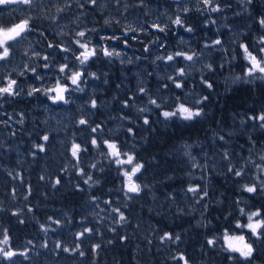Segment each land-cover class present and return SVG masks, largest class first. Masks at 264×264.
<instances>
[{"label": "trees", "instance_id": "obj_1", "mask_svg": "<svg viewBox=\"0 0 264 264\" xmlns=\"http://www.w3.org/2000/svg\"><path fill=\"white\" fill-rule=\"evenodd\" d=\"M66 1L38 0L31 7L24 5L22 9L3 13L0 25L30 17L33 30L27 35L31 45L34 43L38 49L47 50L49 43L61 44L55 34H64L63 26L75 21L88 31L89 37L94 35L91 30L100 28L106 36L115 33L121 37L112 46L122 55L110 60L100 53L96 65L90 60L87 63L88 78L92 73L96 78L90 77L86 82L85 99L78 101L75 108L67 106L64 112H51L49 107L45 110L39 94L26 96L37 79L33 73L24 71L25 65L37 72V67L42 64L39 57L31 61L26 46L24 50L17 48L19 56H11L8 65L4 66V76L13 78L16 73L12 69L19 58L24 71L19 82L22 99L13 96L0 101V114L12 115L10 120L0 122V239L3 230L7 229L10 247L17 252L27 250L25 255L28 257L17 255L15 264H183V261L172 259L181 253L189 264H243L238 254L223 250V234L226 229L230 235H239L243 231L249 242L255 241L246 229L234 227L238 219L247 223V215L241 216L239 209L243 207L250 213L261 207L264 211V196L242 191L243 185H251L262 175L256 165L264 167V161L260 159L264 155V130L258 127V122L248 119L264 111V81L232 83L230 79L236 76L247 79L244 71L249 64L242 53L233 60L232 56L236 54L231 50L226 51L222 46H213L211 50L204 47L206 43L222 39L218 15H205V6L192 7L187 13L180 14L185 27L193 29L188 34L184 27L174 24L162 26L166 33L151 27V19L159 14L158 9H172L167 0H143L142 5L141 0H119V3L117 0H99L95 7L85 0ZM75 1H78L76 11L66 19L63 14L72 10ZM105 20L110 23L104 24ZM138 21L142 27L133 24ZM129 29H136L138 39L132 41L130 37L134 32L129 31V46L124 47L123 33ZM182 35L189 36L190 40H182ZM157 38L165 47L153 43L159 42ZM245 40V43L249 42V39ZM183 41L193 45L191 52ZM145 45L150 47L151 53L144 51ZM176 51L193 55V61L177 57L174 63H167L166 56ZM223 62L224 67L220 68ZM208 64L213 65V71L207 69ZM179 68L186 71L182 78L177 76ZM37 74L41 75V72ZM169 76L181 82L183 87L177 89ZM203 78L213 84V89L209 90L201 83ZM141 87L145 88V93L139 91ZM201 96L209 97L203 102L201 117L192 121L180 118L165 121L161 115L162 111L175 110L179 104L195 111L201 108L195 103ZM92 98L96 100L95 108L91 107ZM152 99L160 104L159 109L149 102ZM124 101H128L127 107ZM35 103H39L38 107ZM16 105L22 107L19 109ZM145 118L149 120L148 125L143 123ZM80 119H86L88 125H79ZM97 124L101 125L100 130L91 133V127ZM129 128L133 130L131 133ZM45 135H48V141L43 140ZM93 135L99 137L100 149L92 148ZM221 135L225 138L223 141L219 139ZM104 140L117 143L118 147L122 146V152L134 155L136 163L144 164L142 172L133 177L142 187L139 195L126 192L124 177L108 158ZM73 142L88 148L80 155L79 162L71 156ZM35 145H44L45 150L41 152ZM225 151L230 153L227 160L223 159ZM193 162L197 167H192ZM93 164L97 167L92 168ZM230 166L243 169L244 174L235 177L228 173ZM126 167L124 169L130 171V166ZM80 168L84 175L77 174ZM88 175L93 179L85 184ZM58 178L60 183L53 187ZM197 185L209 193L200 203H197L199 195L187 192L189 186ZM114 208L123 212L125 221L116 222L119 215L112 211ZM13 212L18 215L13 216ZM21 220L24 223H20ZM53 220L60 222L54 225L56 228ZM84 228L93 231L77 240L76 234ZM165 232H171L173 237L179 235L180 240L162 242L161 236ZM121 237L126 239L121 240ZM213 237L216 246L209 247L207 240ZM57 242L62 245L60 249L56 248ZM45 244L47 247H43ZM77 244L80 245L78 251H63V247L72 249ZM254 244L256 250L251 264H264V240ZM93 245L100 246L95 253ZM80 251L84 256L79 255ZM229 255L235 256L236 260L229 261Z\"/></svg>", "mask_w": 264, "mask_h": 264}, {"label": "snow or ice", "instance_id": "obj_2", "mask_svg": "<svg viewBox=\"0 0 264 264\" xmlns=\"http://www.w3.org/2000/svg\"><path fill=\"white\" fill-rule=\"evenodd\" d=\"M35 0H0V7H6L8 5H14V4H21L26 5L28 7H31L34 4ZM85 2L90 3L92 6H97L99 4V0H85ZM203 5L205 8L210 12H218L220 11V7L218 5H214V0H202ZM117 3H119V0H117ZM240 3L242 5L246 4L248 8H245V11H249L253 6H256L257 8L261 9V11L257 12L255 15L254 23L259 26V35L251 42L239 43V49L243 52L244 59L248 62L249 66L246 67L244 71V77H247V79H243L241 76L234 77L232 83L239 82L243 79L244 83H251L254 80H262L264 81V0H261L259 4H257V0H240ZM143 4V0H141V5ZM60 11V9H58ZM184 12L187 13L188 9L185 8ZM237 15H240V13H237ZM251 18V17H250ZM104 23L107 25L110 23L109 20H105ZM119 23V21H117ZM172 23L179 27H184L185 31L192 32L193 29L191 27H185L184 22L180 16H176L175 19L172 21ZM212 23H215V21H212ZM152 28L156 29L158 32H165V27H162L159 23H155L151 25ZM33 30V25L31 18H24V19H18L15 23H9L7 25H0V61H8L11 58V49L13 47L12 43H18L20 40L24 39L25 36L30 33ZM92 31H95L93 29ZM129 31L136 32V29H129L126 30L123 33L124 37H128ZM43 35V33H41ZM76 37L78 39L72 41L75 45L78 46L79 53L75 56V60L79 62L81 66H84L86 63H88L92 58L98 57L99 52H103V56L106 58L111 59L112 57H120L122 55L121 52L116 51L114 48H111L110 45L101 47L100 45H96L94 47H89V44L91 43L90 39L86 35L85 31H78L76 32ZM102 41L112 40V41H120L121 37L116 36L115 33H113L111 36L103 35L100 37ZM132 41H136L138 39V35H132L130 37ZM159 41V38H158ZM123 45L124 47L129 46V40L127 38L123 39ZM156 43L157 47L163 48L165 47L164 42H153ZM235 43V40L233 41ZM222 44V41L220 39L213 40L211 44H205L204 47L211 50L213 46H220ZM49 48L58 47L61 52L67 53L71 49L68 47H61L60 45H53L49 43ZM144 51L149 52L150 49L148 45L144 46ZM35 55H39L38 53H35ZM237 55H233L232 59H236ZM177 57H183L186 61H193L194 57L193 55H188L183 51H176L174 55H167L166 56V62L173 61ZM43 59L46 61L43 65L44 68H49V64L47 63L49 56H44ZM67 59V57H65ZM139 59V57H137ZM157 59H161V57H157ZM123 63V61H121ZM207 69L211 72L213 71V65L208 64L206 65ZM220 68L224 67V63H221ZM25 69L30 70L36 77L37 80H42L43 77L39 74H37L35 68H30L28 65H25ZM59 73L67 80L70 81L71 85L76 86L73 91H83L82 88H80V84L84 82L83 77L85 75V72L81 70L72 71L70 66L67 63L61 64L58 69ZM68 72H71V75H68ZM256 73H259L260 75H256ZM24 73H20V75H23ZM93 78L95 77V73L91 74ZM186 75V71L184 68H179L177 71V76L183 77ZM169 80H171L177 89H180L183 87L181 82H178L176 79H174L172 76L168 77ZM201 83L209 90L213 89V84L209 82L207 78H203ZM164 87H167V85H164ZM21 89L19 88L18 82L16 79L11 78V76L3 77L0 79V97L8 96H18L20 94ZM69 89L66 85L62 84L61 81L58 79L56 81L55 87H49L47 89H41L37 87H30V90L28 91V96H32L34 93L37 92H43L44 95L47 96L48 100H50L52 103L57 102H64L67 103L68 100L66 99L65 93L68 92ZM141 93H145V88L141 87L139 89ZM50 93H55V95H50ZM209 99L208 96H201L199 97L195 103L197 105H201V108L196 109L195 111L190 110L188 107H185L184 104H179L175 110L172 111H162L161 115L164 117L165 121L175 118H180L183 121H192L194 118L201 117L203 115V102L207 101ZM152 105H154L156 108H160V104L157 103L155 99H152L149 101ZM97 106L96 100L93 99L91 101V107L95 108ZM124 106H128V101H124ZM141 111H144V109H141ZM249 120L258 122V127L261 130H264V111H262L259 115L256 116H249ZM79 125H88V121L86 119H80ZM143 123L145 125L149 124V120L147 118L144 119ZM101 128V125L97 124L95 127H91V133L95 134L97 133ZM133 130L131 128L128 129V132L131 133ZM49 137L45 135L43 137L44 141H48ZM221 141H223L225 138L223 135L219 137ZM251 139V137H250ZM99 137L96 135H93L91 137V146L93 149H100L101 144L98 142ZM103 145L108 149L107 156L108 158L112 159L114 164L117 166V170L119 171L120 175L124 177V188L127 193L139 195L142 191V187L139 183H136L133 180V177L136 176L138 173L142 172V169L144 168L143 163H136L135 157L132 154H129L128 152H122L121 147H118L117 143L110 142L108 140L103 141ZM41 152L45 150L44 145H35ZM87 147H82L81 144L73 142L71 145V156L79 162L80 155L83 152H87ZM186 155H189L190 159L193 161L195 160L194 157H191L189 153H186ZM230 153L227 151L223 154V159L227 160L229 159ZM261 161H264V155L260 157ZM124 165H130L131 169L130 171L125 170L122 166ZM97 165L93 164L92 168H96ZM192 167H197V164L193 162ZM257 169L260 170L262 175L257 178L256 182H253L251 185L245 184L242 186V191L248 194H256V195H262L264 196V167H262L260 164L256 165ZM228 173L233 174L235 177H241L244 174V170L240 169L237 170L236 168L229 167ZM78 175H84V170L82 168L78 169ZM41 179H44L41 177ZM92 176L88 175L87 179L84 180L85 184H89L90 181H92ZM60 183L59 178L56 180L53 187L58 185ZM144 187H147V185H144ZM77 190L79 189V185H77ZM187 192L192 193L194 196L199 195V200H197V203H200L208 196V191L201 188V186H189L187 188ZM131 198V197H129ZM27 199V197H25ZM96 198L93 197V200ZM240 200L238 199L236 201L237 205L240 204ZM105 203H109L106 201ZM205 209H207V205H205ZM29 211H32V209H29ZM113 212L117 213L119 215V220H117V223H120L122 221H125L126 217L124 216L123 212L120 211L119 208L112 209ZM240 215L244 216L247 215V223H241L238 219L235 224L236 229L241 230H247L251 233V236L255 238V241L264 240V211H262L261 208H257L255 211H252L250 213H246L245 208L241 207L239 209ZM13 216L18 215V213L13 212ZM50 220H52L51 217H49ZM227 219V218H226ZM54 224L59 225V221L53 220ZM20 223H24L23 220L20 221ZM42 230L44 229V226L41 225ZM93 230L91 228H84L82 232H78L76 234V239H81L85 233H91ZM126 239V237H121V240ZM171 241L172 243H176L180 240L179 235H175L173 237V234L171 232H165L163 236H161V241ZM223 250L227 251L228 253H236L238 254L241 261H243V264H251V261L254 258V243L255 241L249 242L246 238L243 231H241V234L239 235H230L229 231L226 229L223 234ZM29 244L32 243V241H28ZM111 243V241H109ZM207 245L209 247H215L216 246V238H209L207 240ZM43 247H47V244L43 245ZM62 247L60 242L56 243V248L60 249ZM99 245H93L92 251L95 253L97 248H99ZM80 248V245L77 244L75 248L69 249L68 247H63L64 252H76ZM27 251V250H25ZM25 251L17 252L13 250L12 247H10V236L7 229L3 230V238L0 239V264H4V262H7V264H15L14 258L17 255L24 256L25 259L28 257L25 255ZM80 256H84V252H79ZM173 260L183 261V264H189L188 259L185 257L184 254H178V256L172 257ZM229 261L236 260V257L233 255H229L227 257Z\"/></svg>", "mask_w": 264, "mask_h": 264}, {"label": "flooded vegetation", "instance_id": "obj_3", "mask_svg": "<svg viewBox=\"0 0 264 264\" xmlns=\"http://www.w3.org/2000/svg\"><path fill=\"white\" fill-rule=\"evenodd\" d=\"M37 2H38V0H35L34 4L37 3ZM260 2H261V0H257V4H259ZM77 3H78V1L72 2V5H73V7L71 8L72 10L70 12H68V13H64L63 14L66 19L70 16L71 12H75L76 11ZM215 5H218L221 10L218 11V12L205 11V15H208V16L218 15L219 16V26H220L221 38H222L221 39V41H222L221 46L223 48H225L226 51L227 50L228 51L231 50L232 53H235V54L242 53L243 54V52L238 47L239 46V42L240 41L244 42L245 38H246V40L249 39V42H251L259 35V26L254 23V19H255V15L257 14V12L261 11V9L257 8L256 6H253L249 11H245L244 9L248 8V6L246 4L242 5L240 3V0H214V5L213 6H215ZM23 6L24 5H21V4H14V5H8L6 7H0V18L2 17L3 13H8V11H12V10H16V9H22ZM237 13H240V15H237ZM55 19H56V17H55ZM9 23H11V21ZM58 23L60 24L61 22H58ZM2 25H3V23H2ZM65 25H66V27H65ZM65 25L63 26L64 29H65L64 34H59V35L55 34V37L58 39V41L59 40L61 41V45H60L61 47H67L68 46V48L71 49L67 53L59 52L60 49L57 48V47L56 48H48L47 50L38 49L36 44L34 45V43H33L31 45V43L29 41V39H30L29 35H26L25 38L20 40L18 43L9 42V43L13 44V47L11 49V56L15 55V56L18 57L19 55H17L16 49L17 48H22L24 50L23 47L26 46L29 55L33 56V58H38L39 57L40 60H42V64L40 66L41 70L38 68V73L41 72V76L43 77V79L42 80H36L35 83L32 84V87H37V88H41V89H47L49 87H55L56 86V81L58 79L61 80L62 84L66 85L68 87L69 91L65 93V96L67 97L66 98L67 100L69 99L68 100L69 103L68 102L67 103H64V102L52 103L50 100H48L47 96L43 94V92L35 93V94H39L41 96V98H42L41 101H42V104H44V106H45L44 107L45 110H48V107H49V110L52 111V112L58 111L59 109H60L59 112H61V111H63V109H66V107L69 106V105H72V107L75 108V106H76L78 101H81V100L85 99V94H86L87 88H88V85H87V83L85 81L86 76L88 78V71H87L88 66H87V63L84 66H81L79 64V62L75 60V56L79 53V51H81L80 49H78L77 45L72 43V41L76 40V38L78 39V37H76V35H75L76 32L85 31L86 35L88 36V38L91 41L90 45L92 47H94V45L95 46L96 45H100L101 47L110 45L111 48H113L112 45H114V42H115V41L111 40L110 43H108V42L104 43V41H102L100 39V37L104 35L103 32L100 29H96L94 31V33L96 35L94 34V36L91 35V37H89L90 34L88 33V31H86V29L84 27L79 26L75 22L70 21V22H68ZM174 26H176V25H174ZM153 30H156V29L153 28ZM255 31H258V32H255ZM244 36H246V37H244ZM250 36H253V37H250ZM234 40H235V43H233ZM69 46H71V47H69ZM54 50H55V52H54ZM35 53H38L39 55L37 56V55H35ZM100 53H101V55L103 54V52L101 51V52L98 53V56H99ZM46 55L49 56V59H48L47 63L49 64V62H50L48 70L43 67V64L46 62L43 59V57L46 56ZM34 56H36V57H34ZM56 57L57 58L59 57L60 60H59V58L57 59ZM65 57H67V59H65ZM102 57L106 58L104 56H102ZM55 59H57V60L56 61H52V60H55ZM91 60H93V61L95 60L94 62H96L99 59H98V57H94ZM64 63H67L69 66H71L70 68L72 69V71H76V70H81L82 71L83 70L85 72L86 75H84V78H83L84 82L80 84V88H82L83 91H73V89L76 86L71 85L70 81L69 80L67 81V79H65L59 73V71H58L59 66L61 64H64ZM94 64L96 65L97 62L94 63ZM6 65H8L7 61H0V79L5 77L4 76V70H5L4 66H6ZM22 68H23V65L19 63V58H18V60L16 61L15 65H14V70L12 69V71L16 73V75H14L13 78L17 80L18 85H19V80L22 78V75H20V73H22V72L24 73V71L25 72L27 71V73H32L30 70H27V69L22 71ZM52 68L54 69L55 72L53 71ZM53 73H54V76L51 78V75ZM45 74H47L48 78H46ZM68 75L70 76L71 72H68ZM57 76H59V77H57ZM90 77H92V76L90 75ZM55 78H56V81L54 80ZM63 78H64V80H63ZM66 82H68V83H66ZM37 84H38V86H37ZM78 94H80L81 97ZM50 95H55V93H50ZM6 97H8V96L0 97V101L5 99ZM16 97L21 99V92ZM60 106H61V108H60ZM56 109H58V110H56ZM15 116L20 118L19 114H16ZM9 117H11L10 114L1 113L0 114V122H1L2 119H3V121L4 120H10ZM9 140H10V144H11V139H9Z\"/></svg>", "mask_w": 264, "mask_h": 264}, {"label": "rangeland", "instance_id": "obj_4", "mask_svg": "<svg viewBox=\"0 0 264 264\" xmlns=\"http://www.w3.org/2000/svg\"><path fill=\"white\" fill-rule=\"evenodd\" d=\"M167 1L172 6V9H169L167 7H163L162 9L161 8L158 9L157 11L159 14L151 19L153 24L159 23L161 26L169 25V24L172 25L173 24L172 21L175 19V17L180 16V14L184 12L185 8H187V9L192 8V7H200L201 8L204 6L202 0H167ZM175 12L177 13L176 15H175ZM140 23H141V21H138L137 23L133 22V24L136 27H139ZM140 26L142 27V25H140ZM187 33L190 34V32H187ZM181 37H182V40H184V39L190 40V37L187 35H182ZM183 42H184L185 46L187 47V50H189L191 52L193 45L189 44L188 41H183ZM89 47L91 48L92 46L89 44ZM223 49L225 50V48H223ZM183 52H185V51H183ZM174 53L175 52H172V53H169L168 55H174ZM242 57L244 58L243 54H242ZM179 58H183V57H179ZM165 61H166V58H165ZM167 63H169V62H167ZM171 63H174V60L171 61ZM256 74H259V73H256ZM88 79L89 78H87V76H86L85 81L87 82ZM128 166H130V165H128Z\"/></svg>", "mask_w": 264, "mask_h": 264}, {"label": "bare ground", "instance_id": "obj_5", "mask_svg": "<svg viewBox=\"0 0 264 264\" xmlns=\"http://www.w3.org/2000/svg\"><path fill=\"white\" fill-rule=\"evenodd\" d=\"M67 1H68V0H67ZM67 1H66V2H67ZM69 1H70V0H69ZM69 1H68V3H69ZM66 2H65V3H66ZM158 2H159V1H158ZM163 2H164V1H163ZM86 3H87V2H86ZM102 3H103V2H102ZM105 3H106V2H105ZM114 3H116V2H114ZM160 3H161V2H160ZM66 4H67V3H66ZM87 4H89V3H87ZM100 4H101V3H100ZM112 4H113V3H112ZM116 4H117V3H116ZM98 5H99V4H98ZM68 6H70V5H68ZM68 6H67V7H68ZM80 7H81V6H80ZM90 7H91V6H90ZM94 7H95V6H94ZM104 7H105V5H104ZM82 8H83V7H82ZM100 8H102V7H100ZM98 9H99V8H98ZM113 9H114V8H113ZM117 9H118V8H117ZM111 10H112V9H111ZM144 10H145V9H144ZM69 11H70V10H69ZM146 11H147V9H146ZM67 12H68V11H67ZM107 12H109V10H107ZM114 12H115V11H114ZM116 12H117V11H116ZM193 12H194V10H193ZM87 13H88V12H87ZM110 13H111V12H110ZM143 13H144V12H143ZM84 14H85V13H84ZM108 14H109V13H108ZM124 14H126V12H125ZM45 15H46V14H45ZM85 15H86V14H85ZM85 15H84V17H85ZM95 15H96V14H95ZM95 15H94V16H95ZM120 15H123V14L121 13ZM129 15H130V11H129ZM143 15H145V14H143ZM251 15H252V14H251ZM87 16H88V15H87ZM96 16H97V15H96ZM111 16H113V15H111ZM123 16H124V15H123ZM123 16H122V17H123ZM132 16H133V15H132ZM136 16H137V15H136ZM98 17H99V16H98ZM108 17H109V16H108ZM113 17H114V16H113ZM102 18H103V17H102ZM129 18H130V17H129ZM45 19H46V16H45ZM93 19H94V18H93ZM125 19H126V18H125ZM35 20H36V19H35ZM94 20H95V19H94ZM99 20H100V19H99ZM101 20H102V19H101ZM249 20H250V19H249ZM36 21H37V20H36ZM48 22H50V20H49ZM74 22H75V21H74ZM98 22H99V21H98ZM98 22H97V23H98ZM36 23H37V22H36ZM51 23H52V22H51ZM75 23H76V22H75ZM77 23H78V22H77ZM77 23H76V24H77ZM101 23H102V22H101ZM43 24H44V23H43ZM52 24H53V23H52ZM83 24H84V23H83ZM83 24H82V25H83ZM104 24H105V23H104ZM36 25H37V24H36ZM40 25H41V24H40ZM89 25H90V24H89ZM89 25H88V26H89ZM101 25H102V24H101ZM101 25H100V26H101ZM41 26H42V25H41ZM44 26H45V25H44ZM83 26H84V25H83ZM95 26H96V25H95ZM105 26H106V25H105ZM114 26H115V25H114ZM55 27H56V26H55ZM86 27H87V26H86ZM90 27L92 28V26H90ZM106 27H107V26H106ZM39 28H40V27H39ZM41 28H43V27H41ZM77 28H78V27H77ZM35 29L38 30V28H36V27H35ZM43 29H44V28H43ZM100 29H102V28H100ZM104 29H105V28H104ZM256 29H257V28H256ZM91 31H92V30H91ZM108 31L110 32L111 30H108ZM253 31H254V30H253ZM38 32H39V31H38ZM166 32H167V31H166ZM166 32H165V33H166ZM255 32H258V31H255ZM40 33H41V32H40ZM52 33H53V32H52ZM117 33H118V32H117ZM252 33H253V32H252ZM252 33H251V34H252ZM37 34H38V33H37ZM94 34H95V33H94ZM128 34H129V33H128ZM134 34H135V33H134ZM134 34H133V35H134ZM150 34H152V33H150ZM157 34H158V33H157ZM40 35H41V34H40ZM58 35H59V34H58ZM95 35H96V34H95ZM135 35H136V34H135ZM209 35H210V34H209ZM219 35H221V34H219ZM253 35H254V34H253ZM93 36H94V35H93ZM149 36H150V35H149ZM157 36H158V35H157ZM164 36H165V35H164ZM166 36H167V35H166ZM255 36H256V35H255ZM58 37H59V36H58ZM61 37H62V36H61ZM152 37H154V36H152ZM244 37H246V36H244ZM250 37H251V36H250ZM252 37H253V36H252ZM125 38H127V37H125ZM128 38H129V37H128ZM144 38H145V37H144ZM155 38H156V37H155ZM155 38H154V39H155ZM174 38H175V37H174ZM76 39H77V38H76ZM157 39H158V38H157ZM170 40H171V39H170ZM59 41H60V40H59ZM154 41H155V40H154ZM245 41H246V40H245ZM109 42H111V40H110ZM129 42H130V41H129ZM169 42H170V41H169ZM240 42H242V41H240ZM240 42H239V43H240ZM53 43H54V42H53ZM56 43H57V40H56ZM58 43H59V42H58ZM60 43H61V42H60ZM172 43H173V42H172ZM67 44H68V43H67ZM71 44H72V43H71ZM107 44H108V43H107ZM60 45H61V44H60ZM115 45H116V44H115ZM155 45H156V44H155ZM38 46H39V48H41L40 45H38ZM94 46H95V45H94ZM67 47H68V46H67ZM69 47H71V46H69ZM117 47H118V46H117ZM43 48H44V47H43ZM46 48H47V47H46ZM72 48H73V47H72ZM120 48H121V47H120ZM149 48H150V47H149ZM125 49H126V48H125ZM77 50H78V49H77ZM126 50H127V49H126ZM126 50H125V51H126ZM218 51H219V50H218ZM54 52H55V50H54ZM57 52H58V51H57ZM59 52H61V51H59ZM75 52H76V51H75ZM128 52H129V51H128ZM239 52H240V51H239ZM76 53H77V52H76ZM148 53H151V52H148ZM132 54H133V53H132ZM52 55H53V54H52ZM142 55H143V54H142ZM148 55H149V54H148ZM57 56H58V55H57ZM60 56H61V55H60ZM60 56H59V57H60ZM99 56H100V55H99ZM102 56H103V54H102ZM239 56H241V55L239 54ZM34 57H36V56H34ZM59 57H58V58H59ZM56 58H57V57H56ZM58 58H57V59H58ZM100 58H101V57H99V59H100ZM117 58H118V57H116V59H117ZM32 59H33V56H32V58H31V61H32ZM50 59H51V58H50ZM52 59H53V58H52ZM57 59L52 60V61H56ZM61 59H62V58H61ZM106 59H107V58H106ZM113 59L115 60V58H113ZM59 60H60V58H59ZM62 60H63V59H62ZM64 60H65V59H64ZM102 60H103V59H102ZM110 60H111V59H110ZM35 61H36V60H35ZM52 61H51V62H52ZM94 61H95V60H94ZM106 61H107V60H106ZM117 61H118V60H117ZM120 61H121V60H120ZM47 62H48V61H47ZM65 62H66V61H65ZM52 63H53V62H52ZM54 63H55V62H54ZM59 63H60V62H59ZM97 63H98V62H97ZM223 63H224V62H223ZM49 64H50V62H49ZM225 64H226V63H225ZM43 65H44V64H43ZM94 65H95V64H94ZM116 65H117V64H116ZM116 65H115V66H116ZM115 66H114V67H115ZM70 67H71V66H70ZM91 67H92V66H91ZM95 67H96V66H95ZM98 67H99V66H98ZM100 67H101V66H100ZM117 67H119V66H117ZM246 67H248V66H246ZM130 68H131V67H130ZM37 69H38V67H37ZM39 69H40V68H39ZM48 69H49V68H47V70H48ZM52 69H53V68H52ZM89 69H90V68H89ZM91 69H92V68H91ZM119 69H121V68H119ZM40 70H41V69H40ZM50 70H51V69H50ZM95 70H96V68H95ZM98 70H99V69H98ZM124 70H125V69H124ZM124 70H122V71L124 72ZM127 70H129V69H127ZM200 70H201V69H200ZM53 71H54V69H53ZM115 71H116V70H115ZM131 71H132V70H131ZM37 72H38V71H37ZM54 72H55V71H54ZM98 72H99V71H98ZM117 72H118V71H117ZM117 72H116V73H117ZM91 73H92V72H91ZM157 73H158V72H157ZM122 74H124V73H122ZM27 75H28V74H27ZM45 75H46V74H45ZM85 75H86V74H85ZM49 76H50V75H49ZM97 76H98V75H97ZM34 77H35V76H34ZM57 77H59V76H57ZM60 77H61V76H60ZM176 77H177V76H176ZM241 77H242V76H241ZM30 78H31V77H30ZM51 78H52V77H51ZM89 78H90V77H89ZM92 78H93V77H92ZM181 78H182V77H181ZM242 78H243V77H242ZM245 78H246V77H245ZM26 79H27V78H26ZM26 79H25V81H26ZM54 80L56 81V78H55ZM63 80H64V78H63ZM88 80H89V79H88ZM93 80H94V79H93ZM230 80L233 81L232 79H230ZM60 81H61V80H60ZM67 81H68V80H67ZM89 81H90V80H89ZM241 81H243V80H241ZM19 82H21V80H20ZM22 82H24V81H22ZM31 82H32V81H31ZM47 83H48V82H47ZM66 83H68V82H66ZM66 83H65V84H66ZM96 83H97V82H96ZM100 83H101V82H100ZM243 83H244V82H243ZM48 84H49V83H48ZM250 84H251V83H250ZM68 85H69V84H68ZM20 86H21V85H20ZM20 86H19V88H20ZM37 86H38V84H37ZM131 86H132V85H131ZM141 86H142V85H141ZM101 87H102V86H101ZM139 87H140V86H139ZM21 88H22V87H21ZM114 88H115V87H114ZM114 88H112V89H114ZM98 89H99V88H98ZM100 89H101V88H100ZM131 89H132V87H131ZM139 89H140V88H139ZM93 90H94V89H93ZM107 90H109V89H107ZM22 91H23V89H22ZM27 92H28V91H27ZM96 92H97V91H96ZM101 92H102V91H101ZM106 92H107V91H106ZM110 92H112V91H110ZM126 92H127V91H126ZM37 93H38V92H37ZM82 93H83V92H82ZM98 93H99V92H98ZM124 93H125V91H124ZM127 93H128V92H127ZM133 93H134V92H133ZM72 94H73V93H72ZM96 94H97V93H96ZM113 94H114V92H113ZM128 94H129V93H128ZM35 95H36V94H35ZM78 95L80 96V94H78ZM124 95H126V94H124ZM133 95H134V94H133ZM136 95H137V94H136ZM136 95H135V96H136ZM142 95H143V94H142ZM26 96H28V95H26ZM38 96H39V95H38ZM38 96H35V97H38ZM69 96H70V95H69ZM82 96H83V95H82ZM131 96H132V95H131ZM29 97H30V96H29ZM29 97H28V98H29ZM80 97H81V96H80ZM91 97H92V96H91ZM97 97H98V95H97ZM97 97H96V98H97ZM118 97H119V96H118ZM121 97H122V96H121ZM124 97H125V96H124ZM142 97H143V96H142ZM40 98H41V97H40ZM66 98H67V97H66ZM93 98H94V97H93ZM93 98H92V99H93ZM126 98H127V97H126ZM130 98H131V97H130ZM21 99H22V98H21ZM23 99H24V98H23ZM36 99H37V98H36ZM78 99H79V98H78ZM122 99H123V98H122ZM68 100H69V99H68ZM146 100H147V99H146ZM35 101H37V100H35ZM68 103H69V102H68ZM38 104H39V103H38ZM38 104L35 103V105H37V107H38ZM47 104H48V103H47ZM72 104H73V103H72ZM82 104H83V103H82ZM87 104H88V103H87ZM149 104H150V103H149ZM5 105H6V104H5ZM35 105H34V106H35ZM46 106H47V105H46ZM55 106H56V105H55ZM77 106H78V105H77ZM140 106H141V105H140ZM146 106H147V105H146ZM16 107H18V106L16 105ZM21 107H22V106H21ZM21 107H18V108L20 109ZM71 107H72V106H71ZM98 107H99V106H98ZM11 108H13V107H11ZM52 108H53V107H52ZM54 108H55V107H54ZM60 108H61V106H60ZM67 108H68V107H67ZM77 108H78V107H77ZM141 108H142V107H141ZM97 109H98V108H97ZM149 109H151V108H149ZM35 110H36V109H35ZM39 110H40V109H39ZM39 110H38V111H39ZM54 110H55V109H54ZM54 110H53V111H54ZM56 110H58V109H56ZM72 110H73V108H72ZM90 110H91V109H90ZM140 110H141V109H140ZM58 111H60V109H59ZM11 112H12V111H11ZM21 112H22V111H21ZM21 112H20V113H21ZM51 112H52V111H51ZM63 112H64V110H63ZM144 112H145V111H144ZM146 112H147V111H146ZM148 112H149V111H148ZM6 113H7V112H6ZM85 113H87V112H85ZM21 114H22V113H21ZM51 114H52V113H51ZM54 114H55V113H54ZM57 114H58V113H57ZM60 114H61V113H60ZM62 114H63V113H62ZM67 114H68V113H67ZM147 114H148V113H147ZM15 115H16V114H15ZM23 115H24V114H23ZM34 115H35V114H34ZM72 115H73V113H72ZM11 116H12V115H11ZM19 116H20V115H19ZM52 116H53V114H52ZM66 116H67V115H66ZM76 116H77V114H76ZM145 116H146V115H145ZM64 117H65V116H64ZM77 117H78V116H77ZM9 118H10V117H9ZM25 118H26V117H25ZM82 118H83V117H82ZM14 119H15V118H14ZM16 119H18V118H16ZM21 119H22V118H21ZM42 119H43V118H42ZM78 119H79V117H78ZM44 120H45V119H44ZM51 120H52V119H51ZM64 120H65V119H64ZM68 120H69V119H68ZM74 120L76 121V119H74ZM74 120H73V121H74ZM4 121H5V120H4ZM21 122H22V121H21ZM46 122H47V121H46ZM5 123H6V122H5ZM10 123H11V122H10ZM12 123H13V121H12ZM12 123H11V124H12ZM16 123H18V122L16 121ZM66 123H67V122H66ZM13 124H14V123H13ZM13 124H12V125H13ZM44 124H45V122H44ZM73 124H74V123H73ZM1 125H2V124H1ZM7 125H8V124H7ZM45 125H47V124H45ZM70 125H71V124H70ZM76 125H77V123H76ZM2 126H3V125H2ZM4 126H5V125H4ZM50 126H51V124H50ZM50 126H49V127H50ZM53 126H54V125H53ZM77 126H78V125H77ZM14 127H15V126H14ZM47 127H48V126H47ZM18 129H19V128H18ZM48 130H49V128H48ZM50 130H51V129H50ZM2 131H3V130H2ZM47 134H49V133H47ZM2 136H3V135H2ZM12 136H13V134H12ZM47 136H48V135H47ZM0 137H1V136H0ZM3 137H4V136H3ZM7 137H8V135H7ZM9 137H10V135H9ZM16 138H17V137H16ZM11 140H12V138H11ZM20 140H21V139H20ZM17 142H18V141H17ZM20 142H21V141H20ZM3 143H4V142H3ZM7 143H8V142H7ZM34 144H35V143H34ZM1 145H2V144H1ZM7 145H8V144H7ZM4 146H5V145H4ZM11 146H12V145H11ZM36 148H37V147H36ZM34 149H35V148H34ZM127 166H128V165H127ZM263 166H264V165H263ZM123 167H124V166H123ZM125 167H126V165H125ZM125 167H124V168H125ZM126 168H127V167H126ZM130 168H131V167H130ZM127 171H128V170H127ZM254 172H255V171H254ZM254 180H255V179H254ZM259 200H261V199H259ZM262 202H263V201H262ZM253 207H254V206H253ZM257 207H258V206H257ZM260 208H261V207H260ZM244 223H246V222H244ZM47 224H48V223H47ZM54 225H55V224H53V226H54ZM55 226H56V225H55ZM55 226H54V228H56ZM234 227H235V226H234ZM54 228H53V229H54ZM59 229H61V228H59ZM231 229H233V227H232ZM48 231H50V230H48ZM46 232H47V231H46ZM51 232H52V231H51ZM54 234H55V233H54ZM54 234H53L52 236H54ZM50 240H51V239H50ZM50 240H49V241H50ZM222 243H223V242H222ZM256 244H257V243H256ZM256 244H254V245H256ZM222 247H223V245H222ZM252 261H253V260H252Z\"/></svg>", "mask_w": 264, "mask_h": 264}]
</instances>
